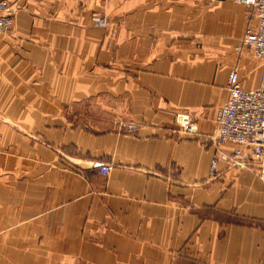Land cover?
<instances>
[{
    "label": "crops",
    "instance_id": "crops-1",
    "mask_svg": "<svg viewBox=\"0 0 264 264\" xmlns=\"http://www.w3.org/2000/svg\"><path fill=\"white\" fill-rule=\"evenodd\" d=\"M7 1L0 264H264V179L231 168L237 146L212 140L233 67L242 89L260 81L262 62L235 50L256 30L251 11L236 0ZM179 113L197 134L178 130Z\"/></svg>",
    "mask_w": 264,
    "mask_h": 264
},
{
    "label": "built area",
    "instance_id": "built-area-1",
    "mask_svg": "<svg viewBox=\"0 0 264 264\" xmlns=\"http://www.w3.org/2000/svg\"><path fill=\"white\" fill-rule=\"evenodd\" d=\"M254 15L257 26L255 31H247L235 50H243L262 62V73L258 87L244 90L239 83L238 69L233 67L227 83V98L219 108L215 118V131L212 140L216 146L226 143L237 146L228 156L231 168L249 169L264 179V0H236ZM15 8L7 0H0V33H7L14 25ZM93 25L105 28L104 18H92ZM178 130L186 135L197 134V124L187 113L174 116ZM128 130L135 126L128 124ZM218 157L214 155L210 161L209 173L217 172ZM110 166L99 168L102 175H107Z\"/></svg>",
    "mask_w": 264,
    "mask_h": 264
},
{
    "label": "bare ground",
    "instance_id": "bare-ground-1",
    "mask_svg": "<svg viewBox=\"0 0 264 264\" xmlns=\"http://www.w3.org/2000/svg\"><path fill=\"white\" fill-rule=\"evenodd\" d=\"M97 28V27H96Z\"/></svg>",
    "mask_w": 264,
    "mask_h": 264
}]
</instances>
